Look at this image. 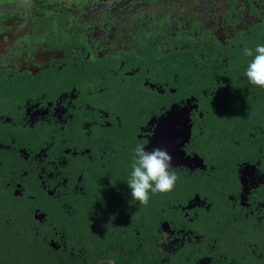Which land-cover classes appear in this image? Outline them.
<instances>
[{
    "label": "flooded vegetation",
    "instance_id": "flooded-vegetation-1",
    "mask_svg": "<svg viewBox=\"0 0 264 264\" xmlns=\"http://www.w3.org/2000/svg\"><path fill=\"white\" fill-rule=\"evenodd\" d=\"M257 43L264 0H0L3 207L46 235L55 210L94 235L128 210L152 264H264V89L243 52ZM167 129L190 138L146 205L114 169ZM45 241L88 263L65 230Z\"/></svg>",
    "mask_w": 264,
    "mask_h": 264
},
{
    "label": "trees",
    "instance_id": "trees-1",
    "mask_svg": "<svg viewBox=\"0 0 264 264\" xmlns=\"http://www.w3.org/2000/svg\"><path fill=\"white\" fill-rule=\"evenodd\" d=\"M261 96L254 101L255 107L260 109L259 112L254 114L257 117L260 115L261 109L264 108V102L262 101L264 94ZM227 100H230V98ZM258 118L264 121V109L262 118L261 116ZM129 172L130 164L122 162L114 169L116 179L126 184ZM156 196H158L156 193L152 194L149 200L154 199ZM8 199L3 198L2 195L0 196V264H70L72 260L77 258L76 255L66 256L62 252L53 249L45 241L47 236L54 237L55 231L64 232V230L71 243L75 244L80 241L85 244L84 251L86 252L87 264H109L111 259L115 261L114 264H152L150 262L152 241L148 240L146 242V246L140 255L141 259L136 252L135 243L133 242L134 235L130 233L131 231L126 222L133 220V223L137 224L138 216L135 217L134 215L131 219L132 214H129L128 210L119 216L109 229L100 230L96 235L89 232L83 220L80 221L78 217L77 220L62 223V218L59 217L60 212L55 210L56 215L52 216L50 222L56 227V230L52 231V228L49 227L51 233L46 235L45 229H38V224L31 221L24 204H16L18 207L15 205L16 208L13 209L3 207L4 203L9 202ZM146 205H150V203H146ZM10 218L14 220L12 223L14 225L8 226L7 222ZM148 223L151 226L154 223V217ZM94 239L98 241L94 248L96 250L93 249Z\"/></svg>",
    "mask_w": 264,
    "mask_h": 264
},
{
    "label": "clouds",
    "instance_id": "clouds-1",
    "mask_svg": "<svg viewBox=\"0 0 264 264\" xmlns=\"http://www.w3.org/2000/svg\"><path fill=\"white\" fill-rule=\"evenodd\" d=\"M243 52L251 57L244 69L245 76L251 84L264 88V43H257L254 48L245 46ZM132 153L126 182L133 199L147 203L152 194L173 189L178 177L167 147H146L137 142Z\"/></svg>",
    "mask_w": 264,
    "mask_h": 264
},
{
    "label": "water",
    "instance_id": "water-1",
    "mask_svg": "<svg viewBox=\"0 0 264 264\" xmlns=\"http://www.w3.org/2000/svg\"><path fill=\"white\" fill-rule=\"evenodd\" d=\"M182 131L181 129H178L175 131V129L172 131V129H167L165 136H167L165 140V143L161 145L162 147H167L172 157L178 160L181 156H183L184 152L181 151V147L189 141L190 138V130L188 131L187 135L181 134L184 137H179L180 135H175V132ZM153 146H155L153 144ZM160 146V145H159ZM176 160V162H177ZM174 163V160H172V164Z\"/></svg>",
    "mask_w": 264,
    "mask_h": 264
}]
</instances>
